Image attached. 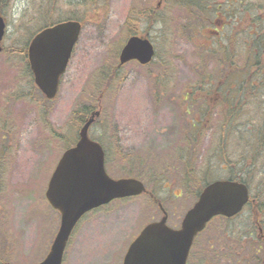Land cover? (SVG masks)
Segmentation results:
<instances>
[{"label": "rangeland", "instance_id": "obj_1", "mask_svg": "<svg viewBox=\"0 0 264 264\" xmlns=\"http://www.w3.org/2000/svg\"><path fill=\"white\" fill-rule=\"evenodd\" d=\"M78 1L8 0L3 13L7 27L5 50L0 53V264H38L50 251L61 216L49 205L45 192L69 146L67 136L70 141L78 140L80 124L74 121V113L81 107L102 111L91 134L106 145L108 174L136 177L148 193L116 199L88 212L72 233L63 264H123L138 234L163 216L153 194L167 210L169 224L178 227L205 179L232 175L219 151L223 149L230 159L245 154L242 148H235L237 137L223 139L220 106L214 104L210 109L209 103L219 100L214 91L219 85H229L227 80L239 78L237 85H241L243 79L251 78L244 74L226 77L227 64L221 67L215 59L205 58L204 49L213 41L229 45L234 32L238 35L248 27V18L264 14V0H239L242 4L235 15L221 13L215 20L213 15L202 14L196 21L187 9L166 0H103L99 14L92 8H73ZM226 1L216 0L215 4L227 7ZM51 3L53 17L67 19L76 10L84 26L58 96L48 101L34 83L25 59L12 54L10 48L23 47L27 39L30 42L31 32L40 23V10L52 9ZM153 7L158 9L154 24L146 18L140 23L130 21ZM130 27L152 39L155 59L148 65L127 63L107 86L104 79L117 67ZM226 34L229 38L218 39ZM233 37L243 43L241 35ZM244 59L243 54L236 59L237 67H242ZM204 74L212 79L211 94L206 99L205 92L198 94L199 100L190 105L185 101L191 96L195 99ZM252 93L258 100L264 99L257 91ZM246 99L241 112L252 117L258 106L253 104L254 97ZM187 105L189 114L185 113ZM193 119L200 121L196 128L195 121L191 127ZM247 119L244 114L239 117L242 124L247 123L239 130L251 128ZM260 170L264 171L263 159L250 174L240 171L262 201ZM257 205L255 202L230 222L214 219L196 237L190 264H264V239L257 230L251 236L249 227Z\"/></svg>", "mask_w": 264, "mask_h": 264}, {"label": "water", "instance_id": "obj_2", "mask_svg": "<svg viewBox=\"0 0 264 264\" xmlns=\"http://www.w3.org/2000/svg\"><path fill=\"white\" fill-rule=\"evenodd\" d=\"M6 26L0 14V52ZM82 28L80 21L60 22L42 29L30 43L28 56L35 82L48 99L57 96L61 76L67 70ZM155 53V46L148 37L131 36L120 52L119 66L132 60L147 65L154 60ZM98 116L100 111L85 123L77 145L63 154L52 174L46 197L52 207L61 212V226L50 252L38 264H63L72 231L85 213L116 198L146 191L144 183L138 179H114L107 173L105 151L88 134ZM249 199L245 183L217 180L208 184L186 213L180 228L174 229L167 224L165 212L160 221L143 229L131 244L123 264H187L195 237L207 224L219 215H237Z\"/></svg>", "mask_w": 264, "mask_h": 264}, {"label": "trees", "instance_id": "obj_3", "mask_svg": "<svg viewBox=\"0 0 264 264\" xmlns=\"http://www.w3.org/2000/svg\"><path fill=\"white\" fill-rule=\"evenodd\" d=\"M169 3L176 4L180 7H184L188 10V12L191 13V16H193V20L196 21L199 15L204 14L205 16H208L210 18L218 19L221 13L225 14V16L228 15V13H233L235 15V12L240 4H242V1L239 0H227V7H221L220 5H216V0H166ZM103 3V0H80L72 7L79 6L82 9H85L87 11L88 9H94L93 11L97 14H99V7ZM211 4V5H210ZM9 2L8 0H0V14H3L8 9ZM51 8H43L40 10L39 14V21L40 23L34 28V30L31 32L30 37L34 36L38 31H40L42 28L53 25L57 22H60L64 20L65 18H61V20L56 19L53 17L54 10H53V4H50ZM49 8V9H48ZM157 7H153L151 9H148L145 13L144 11H141L138 14L139 19H134L133 17H130L136 22L140 23V19L146 18L148 20L149 24H154L155 21L158 20V14H157ZM73 14L70 16L73 17L71 19H77V20H83L81 16L78 15L77 11H72ZM248 27H246L244 30H240L238 35L234 32L233 36H239L241 35L243 37V43L238 44L239 40H237V37L231 36L229 39L230 43L229 45L222 46L220 45L221 41L216 42L213 41L211 44L205 45L204 49V57L207 58L211 57L215 59L216 64H219V66H223L227 64L229 70H227L226 77H229L231 75L233 76H239L240 74L246 77V75L251 79H243L241 82V85H237V81L239 78H236V80H227V78L223 81L227 80L226 83L222 85L224 90H222L221 85L217 86V89L214 91L218 97L219 100L215 103H209L210 109H213L216 107L217 104L220 106V112H221V126L220 131L222 130L224 135L223 139L225 141L229 140L230 138H238V145L235 147L237 151H239V148H242L245 151L244 155H241L238 153L237 158L230 159V156L226 153H223V149L219 151V154L223 156L225 163L230 165V170L232 172L231 179L234 180H241L246 181L250 186L251 182L246 177V173L250 174V171L254 168H256L258 162L263 159L264 162V99H257L256 96L252 92H258L259 95L264 96V61L262 60V56L264 55V14L263 15H253L250 18H248ZM129 21V22H130ZM227 25V24H226ZM255 25V26H254ZM252 30L250 31V29ZM257 29V32L254 31V29ZM196 32V30H195ZM200 32V31H199ZM139 31L136 30V28L132 29L130 27L128 29L129 36L133 34H138ZM142 33V32H141ZM194 33V31H193ZM233 37V38H232ZM229 38L226 35L219 36L218 39L224 40ZM32 39V38H31ZM30 39V40H31ZM23 47H17L12 46L10 48V51L12 54H15L16 56H19L22 59H25L27 63L28 72L33 76L31 69L29 67L28 60V45H29V39L27 41H24ZM215 42V43H214ZM234 44V46H233ZM245 56L244 63L242 64V67H237L236 59L239 58L241 55ZM117 58V55H116ZM204 58V59H205ZM119 68L115 67L112 69V72L107 74L104 82L107 86H111V84L117 79V72H119ZM235 79V78H234ZM212 79L208 77L207 75H203L201 79L200 85L196 88L200 93L205 92V96L203 99H206L207 96L211 94L210 89V82ZM234 89H237L236 93L230 94L229 91H232ZM249 95V97H254L253 104L257 105V109L254 111V115L250 117V114H245L242 111V107L244 105H247L244 101L247 100L246 97ZM192 99V96L190 97V101ZM194 102H197L199 100L198 97L195 96V99H193ZM190 103V105H193ZM215 104V105H214ZM91 109L84 106L79 108L78 111L74 113V121L78 122L81 126L84 119L87 117V115L90 113ZM245 115L246 117H249L247 121L249 122L248 126H251V128L247 131H241L239 129L245 128L247 123H241L242 121L239 120L242 119V115ZM196 123L200 121L195 120ZM207 122L206 118L204 121H202V126L205 125ZM193 121L190 122L192 124ZM196 128V127H193ZM201 129V128H200ZM239 131V132H238ZM244 136L246 137L244 139ZM61 137L64 138L63 135ZM250 140L249 142H247ZM67 141L70 142L67 138ZM223 142L224 146L227 142ZM226 147V146H225ZM235 156V154H233ZM240 166H243L240 168ZM243 170L245 171V174L242 173ZM262 173V176L264 177V171L260 170ZM208 179H205L201 185V187L196 192V196L199 195L203 187L206 185ZM264 186V182H263ZM264 188V187H263ZM254 193V192H253ZM253 200L255 199L258 203L257 208L255 212L257 213L255 219H250L249 221V227L251 230V234L255 233L258 228V222L264 226V222L261 220L264 218V214L262 213L264 209V200L261 201L260 195L257 194L253 196ZM254 205L252 202L249 204V208H252ZM240 215H238L235 218H238ZM225 221H232L235 218L232 219H226L221 217ZM262 222H261V221Z\"/></svg>", "mask_w": 264, "mask_h": 264}, {"label": "flooded vegetation", "instance_id": "obj_4", "mask_svg": "<svg viewBox=\"0 0 264 264\" xmlns=\"http://www.w3.org/2000/svg\"><path fill=\"white\" fill-rule=\"evenodd\" d=\"M186 102H188V98H187V101ZM186 114H188V105H187V107H186ZM186 139H188V138H186ZM184 154H185V151H184ZM151 197H153L154 199L153 200H155V201H157V203H158V205L160 206V202L158 201V199L154 196V194L151 196ZM161 208V207H160ZM258 230H259V233H260V236L264 239V228H262L261 226H259V228H258ZM253 235V234H252Z\"/></svg>", "mask_w": 264, "mask_h": 264}]
</instances>
